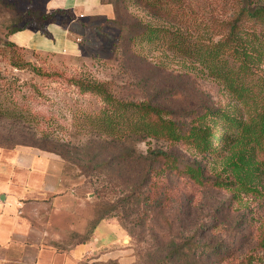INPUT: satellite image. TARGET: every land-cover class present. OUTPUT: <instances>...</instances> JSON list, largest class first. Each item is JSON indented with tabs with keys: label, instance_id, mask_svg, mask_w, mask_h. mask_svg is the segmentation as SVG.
Masks as SVG:
<instances>
[{
	"label": "rangeland",
	"instance_id": "obj_1",
	"mask_svg": "<svg viewBox=\"0 0 264 264\" xmlns=\"http://www.w3.org/2000/svg\"><path fill=\"white\" fill-rule=\"evenodd\" d=\"M47 1L0 0V91L11 95L13 102L25 105L35 125L33 129L0 118V138L4 134L27 138L47 133L61 139L66 145L61 149L66 185L75 190L77 206L88 207L90 230L102 220L122 230L123 249H126L122 264H224L218 252L209 257L204 252L206 247L214 248L217 242L227 239L223 231L204 234L199 231L194 239L192 235L194 225L209 223L213 216L218 217L221 224L235 227L240 224L238 216L224 211L218 213L223 207L221 204L230 196L205 190L190 205L192 192L178 188V182L171 178L167 189L180 196L172 198L170 207L161 212L158 203L130 193L133 187L138 188L139 168L109 167V170L122 169L119 173L121 186L109 178L110 171L102 170L96 160L88 163V159L106 153L105 150L82 148L90 139L102 134L98 127L103 121L104 104L98 96L83 92L72 80L82 77L106 82L119 100L150 102L167 111L166 119L175 121L181 128L190 122L192 110L200 111L206 105L227 108L242 120V125L252 126L242 133V142L234 153L261 162L260 177L255 175L258 178L254 184L264 185V136L260 135L264 122L259 120L264 99V60L254 66L247 77L254 98H238L236 93L210 79L195 80L187 63L162 48L146 44L143 49L129 50L128 38L141 32L137 23L149 22L150 18L134 0H110L115 9L114 17L88 22L82 30L80 54L20 53L25 61L55 76H39L31 67L15 69L5 44L9 33L23 26L29 17L34 19L47 13ZM239 131L242 127L238 126L228 132L231 137H237ZM136 147L139 152L146 153L148 147L167 150L169 143L164 138L147 139L138 142ZM173 149L183 159H192L190 151L180 146ZM213 167L221 169L224 161L209 162V170ZM242 197V203L236 207L241 209V214L254 211L257 224L245 228L237 244L239 255L231 264H264V252L257 245V228L264 227V201L259 200L263 206L257 208L259 201L254 197ZM101 217L105 218L100 220ZM231 241L235 243L236 239L231 237Z\"/></svg>",
	"mask_w": 264,
	"mask_h": 264
},
{
	"label": "trees",
	"instance_id": "obj_2",
	"mask_svg": "<svg viewBox=\"0 0 264 264\" xmlns=\"http://www.w3.org/2000/svg\"><path fill=\"white\" fill-rule=\"evenodd\" d=\"M134 2L143 8L150 21L137 23L141 32L128 38L129 50L143 49L146 44L162 48L187 63L195 80L210 79L236 93L238 98H254L250 88L252 85L247 80L253 67L264 60V0ZM54 15L55 13H44L34 19L28 16L23 26L12 29L9 36L33 25L43 28L44 24L53 20ZM5 44L10 52L13 68L23 70L31 67L39 76H55L47 75L43 69L25 61L20 55L24 49L14 42L7 40ZM72 82L83 92L98 96L104 104L103 121L98 127L102 134L96 139H90L82 148L105 150L106 153H101L98 158L95 156L88 159V163L96 160L102 165V170L110 171L109 178L118 183L121 182L119 173L122 169L109 170V167L120 166L123 170L132 166L139 168L138 188L133 187L130 193H135L150 203H158L161 212L170 207L172 198L180 196V193L167 189L171 178L178 182V188H186L192 192L193 200H190V205L205 190L230 196L221 204L223 207L219 208L218 213L224 211L236 215L240 218V224L236 227L221 224L218 217L213 216L209 223L193 226L192 238L199 231L202 234L223 231L227 239L222 243L217 242L214 248L206 247L204 252L208 257L218 252L224 264L234 263L239 255L237 244L242 233L245 228L257 224L254 211L241 214V209L236 206L242 203L243 195L264 201V185L254 184L261 162L257 163L244 157V154L241 156L234 153L242 142L241 135L243 137L252 126L242 125V120H238L234 112L225 107L206 105L200 111L192 110L190 122L185 128H181L175 121L166 119L167 111L150 102L119 100L106 82L82 77H74ZM10 97L7 92L0 91V118L35 129L30 110L25 105L13 102ZM262 103L259 120L264 122V99ZM238 126L242 127V131L237 132V137H231L228 131ZM260 133L264 136L263 129ZM163 138L169 143L167 150L152 147H148L146 153L137 150L138 142ZM17 146L35 147L59 156L61 149L66 147L61 139L47 133L27 138L4 134L0 138L2 148ZM176 146L190 151L192 159L189 161L179 156L173 149ZM213 161L215 164L224 161V167L209 170V162ZM87 170L91 171L89 168ZM122 184L123 182L120 183L121 186ZM262 206L259 201L257 208ZM104 218L101 217L100 220ZM257 236V245L264 252V227L257 228ZM231 237L236 239L235 243L231 241Z\"/></svg>",
	"mask_w": 264,
	"mask_h": 264
},
{
	"label": "crops",
	"instance_id": "obj_3",
	"mask_svg": "<svg viewBox=\"0 0 264 264\" xmlns=\"http://www.w3.org/2000/svg\"><path fill=\"white\" fill-rule=\"evenodd\" d=\"M43 28L9 36L25 52L78 55L88 22L115 15L110 0H48ZM61 156L35 147H0V264H122L123 232L110 221L90 230Z\"/></svg>",
	"mask_w": 264,
	"mask_h": 264
}]
</instances>
